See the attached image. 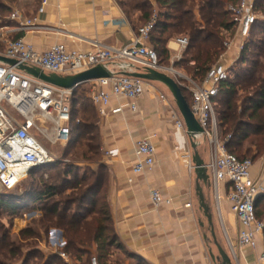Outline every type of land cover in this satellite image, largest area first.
Here are the masks:
<instances>
[{"label": "crops", "instance_id": "1", "mask_svg": "<svg viewBox=\"0 0 264 264\" xmlns=\"http://www.w3.org/2000/svg\"><path fill=\"white\" fill-rule=\"evenodd\" d=\"M40 3L41 0H19L14 7L26 17H34ZM38 18V29L16 33L13 38L19 35V39L41 52L56 44L83 52L96 47L123 48L134 43L141 28L140 22L127 16L119 0H48L45 12ZM241 44L236 35L232 49L222 60L226 67L231 68L239 59ZM167 48L170 51L167 67H170L178 54L176 40H171ZM108 70L122 74L118 63L110 64ZM141 72L144 71L137 73ZM94 84L92 81L80 86L89 88V98ZM119 103L123 113L105 118L98 115V126L102 151L118 152L116 157L106 155L103 166L114 229L129 254L130 264H218L213 259L219 255L213 230L217 241L223 235L226 237L227 255L233 263L264 264L260 261L264 235L258 238L256 250L238 247L240 225L227 200L229 183L219 185L218 196L213 185L200 183L214 229L209 224L199 204L195 170L191 172L182 159L186 152L194 157V151L188 133L175 127L173 115L181 114L169 90L160 83L149 82L146 92L136 101L137 111H132L127 99H112L107 111ZM144 139L151 140L156 148L155 165L145 174L137 175L133 171L135 145ZM201 142V138L196 140L197 151L206 165L210 153L201 149ZM253 163V178L264 183V155ZM153 189L160 191L169 203L155 207L150 197ZM55 237L60 239L52 234ZM59 243H65L64 238Z\"/></svg>", "mask_w": 264, "mask_h": 264}, {"label": "built area", "instance_id": "2", "mask_svg": "<svg viewBox=\"0 0 264 264\" xmlns=\"http://www.w3.org/2000/svg\"><path fill=\"white\" fill-rule=\"evenodd\" d=\"M256 1L236 0L234 4L228 6L235 23V34L232 37L228 35L224 43L226 52L219 62L208 70L204 79L198 82L184 76L174 68V62L181 60L182 52L188 47L187 38L176 39L178 54L170 67L163 66L156 50L149 46L157 16L139 28L134 43L127 47H96L93 51L83 52L70 50L63 44H56L41 52L24 39L13 38V35L38 29V15L45 12L48 0H41L38 15L34 17H26L18 7H13L8 19L15 23L16 27L4 28L8 31L0 35L5 43V51L0 53V56L17 62L16 66L0 62V189L6 193L16 190L33 168L53 162L48 151L35 136L39 132L35 121L37 115L52 125V144L66 146L72 138L70 100L74 91L57 88L40 81L19 70V65L39 68L47 74L70 76L99 65L108 69L110 64L118 63L122 74L115 75L110 71L111 77L96 80L90 93V101L101 118L108 117L110 114L123 113V106L120 103L110 112L107 111L112 99L119 101L127 99L130 101L132 111H137L136 101L146 92L149 82L129 75L141 70L153 69L168 74L183 87L186 83L189 84L187 88L192 94L190 109L204 130V134L197 139H203L210 149V162L205 165L210 176V183L214 187L216 196L221 183L230 184L227 200L240 225L238 247L256 250L258 238L264 235V221L257 217V201L264 200V183L260 179L253 178L254 163L251 159L241 160L228 151L227 141L220 137L215 111V100L219 95L220 85L230 78V68L226 67L222 60L232 49L236 35L242 41L241 51L249 39L252 28L259 19ZM6 35H11L12 38L8 36L7 38ZM3 104L11 107L15 114L9 115ZM173 119L175 127L187 134L183 118L175 114ZM106 155L116 157L118 152L110 151ZM155 157L156 148L151 140L138 141L135 145L134 173L142 175L150 171L155 165ZM182 159L188 169L193 172L195 165L192 154L186 152ZM150 197L155 207L169 203L163 199L158 190H151ZM230 246L235 252L233 244L230 243ZM58 255L64 264H80L66 253L59 252ZM260 261L264 262V253ZM89 264L101 263L96 256H93Z\"/></svg>", "mask_w": 264, "mask_h": 264}, {"label": "trees", "instance_id": "3", "mask_svg": "<svg viewBox=\"0 0 264 264\" xmlns=\"http://www.w3.org/2000/svg\"><path fill=\"white\" fill-rule=\"evenodd\" d=\"M18 2L0 0V22L5 20L6 14L12 13ZM156 2L163 11L158 16L149 46L157 54L160 52V63L167 66L169 64L166 62L170 61L168 43L175 36L187 38L188 47L174 68L178 71L182 68L194 79L203 80L208 70L226 52L224 43L227 35L232 37L236 31L228 10V6L236 0ZM256 12L259 19L239 59L230 68V78L220 85L215 100L220 137L227 141L228 151L241 160L248 159L247 156L252 154L253 162L264 155V0L256 1ZM150 17L149 13L142 14L144 20ZM16 39H19V35ZM83 88L79 87L70 100L72 138L66 146H69L70 153L76 149L71 154L73 161H91L99 159L102 154L98 112L90 101L89 90L87 95L80 93ZM181 89L191 105L192 94L188 99L185 87L181 86ZM85 101L90 104L91 110L83 105L82 117L78 118V112ZM82 136L85 138L83 142L79 141ZM245 145L248 146L246 149ZM46 166L37 167L31 173ZM57 175L61 184L47 183L41 191L35 192L32 200L41 214L39 224L43 234L27 229L20 234L21 243L16 246L9 233L0 228V264H64L57 252L45 255L38 247V243L43 242L50 230L62 232L65 245L61 251L80 264H89L93 248H96L101 264H107L113 248L128 256L113 225L106 190V167L102 165L101 171L91 177L80 175L73 165H65L57 171ZM67 190L72 191L71 195H65ZM87 202H90L89 205H86ZM11 203L7 196L0 197L1 206L16 210ZM263 208L264 200L260 199L257 201V217L261 221L264 219L260 218L259 210ZM38 258V263H33Z\"/></svg>", "mask_w": 264, "mask_h": 264}, {"label": "rangeland", "instance_id": "4", "mask_svg": "<svg viewBox=\"0 0 264 264\" xmlns=\"http://www.w3.org/2000/svg\"><path fill=\"white\" fill-rule=\"evenodd\" d=\"M119 1L121 2V5L125 13L127 14V16L131 18L132 20L136 21V23L137 22L141 23L139 27H142V25L149 22L154 16H157L158 18L159 14L163 11V9L156 2V0H119ZM143 13H149L151 17L147 20H144L142 18ZM10 15H11L10 13L6 14L5 20H3V22H0V35H4L8 31V29H4V28H12V26L13 27L15 26V24L9 21L8 19ZM7 36L9 38H12L11 35H6V37ZM179 38H181V36H175L173 40L175 41L176 39H179ZM0 39H2L0 40V53H2L5 51V43L3 42V39H4L3 37ZM185 51L182 52L181 54L182 58H183ZM158 55L162 59L160 52H158ZM166 63L170 64V61ZM180 72L184 76L190 79H193L194 81H197V82L200 81V79H194L187 72H185L182 68L180 69ZM185 87L187 91L186 96L188 99H190L191 91L187 88L189 87V84L186 83ZM88 90L89 88L84 87L80 93L83 95H87ZM83 105L88 106V110H91L90 104L87 101L83 102L78 112L79 115H77L78 118L82 117ZM3 106L9 115L15 114L11 107H9L6 104H3ZM35 121L39 127V132L36 133L35 136L42 143L45 149L48 151L49 155L53 159V162L38 171L32 172L26 178V180H24L17 187V189L14 190L13 192L6 193L0 189V197L7 196L8 198H10V200L12 201L11 204L14 205V207L16 208V210L12 211L9 208H5L0 205V228L4 229L5 232L9 233L12 243L15 244L16 246H19V243H21L20 234L27 229H32L34 231H37L43 234V229L41 228L39 224L41 214L39 212V209L37 208L38 206L34 204L32 200H33V197L35 196V192L41 191L44 188V185H46L47 183H51L54 185L61 184L62 181L58 178L59 176L57 175V171L59 169H63L65 165H73L75 167V170L79 172L80 175L87 174L92 177L94 174L99 173L101 171L102 165L106 166V163H105L106 154L103 151H101L102 154L99 159L94 158L91 161H83V160L73 161L71 154L76 149H73L72 152L70 153L69 146H64L60 144H52L51 143V137L53 135L52 125L49 122H46L44 118L41 117L40 115H37L35 117ZM98 121L100 120L98 119ZM84 139H85L84 136H82L79 141L83 142ZM201 143H202L201 149L202 150L206 149L208 153H210L208 144L205 143L203 139ZM247 147L248 146L245 145L244 148L246 149ZM253 151L255 150L253 149ZM247 158L252 159V154L248 155ZM72 181L74 182V180ZM71 193L72 191L67 190L65 195H71ZM89 203L90 202H87L86 205H89ZM23 206L25 208H23ZM259 216L261 219H264V208L263 210L262 209L259 210ZM53 231H58V230H50L46 236L43 235L44 236L43 242L38 243V247L43 250V253L45 255H49V254L56 253V252L57 253L62 252L61 250L63 248L60 246L61 243H59L61 238L60 239L56 237L52 238ZM217 242L223 248V250L228 254L226 237L223 235V239ZM211 243L212 241L210 240V244ZM90 256L91 257L98 256L96 252V248H93L91 250ZM217 257H219V255H217ZM39 259L40 258L33 260L34 261L33 263H35V261L36 263H38ZM129 260H130L129 256L113 248L111 249V256L107 259V264H130ZM232 264H235V263L232 262Z\"/></svg>", "mask_w": 264, "mask_h": 264}, {"label": "water", "instance_id": "5", "mask_svg": "<svg viewBox=\"0 0 264 264\" xmlns=\"http://www.w3.org/2000/svg\"><path fill=\"white\" fill-rule=\"evenodd\" d=\"M0 62L10 65L16 66L17 62L14 60L7 59L3 56H0ZM19 70L27 73L28 75L43 81L49 85L55 86L57 88L73 90L74 92L83 84L111 77L110 71L104 66H97L88 71L70 75V76H61L57 74H47L43 70L39 68H31L25 65H19ZM129 76L134 78H139L147 82H156L164 85L172 97L175 100L177 108L185 122L188 137L191 140V147L194 151L193 163L195 165V175L198 180V195H199V204L201 209L204 211L205 216L208 218L209 224L213 228V217L210 214V208L205 202V196L203 194L202 187L200 183L203 182L204 185L210 186V176L208 174V170L205 167L204 161L201 159L197 149L198 143L196 140L198 137L204 134V130L199 124L198 120L194 117L191 112L190 105L187 102L185 96L183 95L181 85L171 76L165 73H161L159 71L153 69H146L141 73L130 74ZM35 169V168H33ZM13 192V191H12ZM214 229V228H213ZM213 237L215 239V244L217 246L219 257L213 256V259L218 264H232L231 258L227 255V253L223 250V248L218 244L214 230L212 231ZM53 234H57L61 240L63 239V234L60 231H53ZM62 248L64 247V243L60 245Z\"/></svg>", "mask_w": 264, "mask_h": 264}]
</instances>
